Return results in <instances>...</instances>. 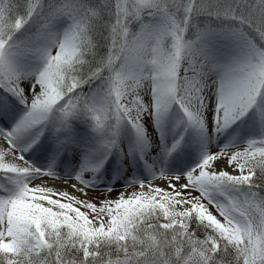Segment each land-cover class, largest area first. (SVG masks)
Returning <instances> with one entry per match:
<instances>
[{"label": "snow or ice", "instance_id": "snow-or-ice-1", "mask_svg": "<svg viewBox=\"0 0 264 264\" xmlns=\"http://www.w3.org/2000/svg\"><path fill=\"white\" fill-rule=\"evenodd\" d=\"M0 264H264V0H0Z\"/></svg>", "mask_w": 264, "mask_h": 264}, {"label": "bare ground", "instance_id": "bare-ground-1", "mask_svg": "<svg viewBox=\"0 0 264 264\" xmlns=\"http://www.w3.org/2000/svg\"><path fill=\"white\" fill-rule=\"evenodd\" d=\"M22 107H23L22 105L19 106V110H22ZM41 141L46 143V144H48L50 146L52 144V141L50 139V132H45V134L41 137ZM49 150H51V148H49ZM109 159L112 160V162H113L112 166H113V169L115 170V167H114V165L116 164L115 154L113 155L112 158L109 157ZM137 161H136V165H134V166H136L137 174L138 175H146V171L143 172L144 171L143 167H142L143 162L139 161L138 158H137ZM131 163H132V161H129V164H131ZM169 165L176 166V162L175 161H171ZM125 171H127V168H125ZM129 175H130V173H129ZM125 178H117V180L113 181V182L114 183H120ZM104 182H107V179L103 180L101 183H104Z\"/></svg>", "mask_w": 264, "mask_h": 264}, {"label": "rangeland", "instance_id": "rangeland-1", "mask_svg": "<svg viewBox=\"0 0 264 264\" xmlns=\"http://www.w3.org/2000/svg\"><path fill=\"white\" fill-rule=\"evenodd\" d=\"M114 155V154H113ZM113 157V156H112ZM112 157H110V158H112ZM129 161H131V159H129ZM126 179V178H125ZM125 179H123V181H121L120 183H118V184H123L124 182H125Z\"/></svg>", "mask_w": 264, "mask_h": 264}]
</instances>
